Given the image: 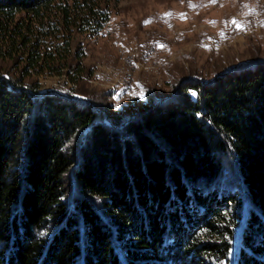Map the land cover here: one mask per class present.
Segmentation results:
<instances>
[{"label": "trees", "instance_id": "16d2710c", "mask_svg": "<svg viewBox=\"0 0 264 264\" xmlns=\"http://www.w3.org/2000/svg\"><path fill=\"white\" fill-rule=\"evenodd\" d=\"M115 1L0 0V264H264V54L122 115L75 39Z\"/></svg>", "mask_w": 264, "mask_h": 264}, {"label": "rangeland", "instance_id": "374dc122", "mask_svg": "<svg viewBox=\"0 0 264 264\" xmlns=\"http://www.w3.org/2000/svg\"><path fill=\"white\" fill-rule=\"evenodd\" d=\"M75 39L92 69L83 85L128 115L142 105L146 87L167 92L190 72L210 78L264 54V0H116L99 33ZM26 79H36L39 91L61 86L52 75Z\"/></svg>", "mask_w": 264, "mask_h": 264}, {"label": "water", "instance_id": "95a60500", "mask_svg": "<svg viewBox=\"0 0 264 264\" xmlns=\"http://www.w3.org/2000/svg\"><path fill=\"white\" fill-rule=\"evenodd\" d=\"M51 91H56V90H53V89H45V90L39 91V94H40V93L51 92ZM56 92H57V91H56ZM72 97L75 98V99L86 100V98H85L84 96H80V95H73Z\"/></svg>", "mask_w": 264, "mask_h": 264}, {"label": "snow or ice", "instance_id": "6c2138e0", "mask_svg": "<svg viewBox=\"0 0 264 264\" xmlns=\"http://www.w3.org/2000/svg\"><path fill=\"white\" fill-rule=\"evenodd\" d=\"M232 23H234V24H238V22H237V21H235V20H233V21H232Z\"/></svg>", "mask_w": 264, "mask_h": 264}]
</instances>
